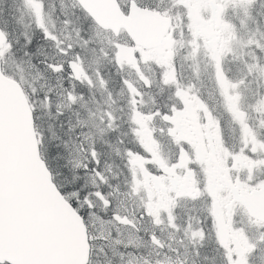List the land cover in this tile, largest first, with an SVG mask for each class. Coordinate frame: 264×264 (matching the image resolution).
Here are the masks:
<instances>
[{"label":"water","instance_id":"95a60500","mask_svg":"<svg viewBox=\"0 0 264 264\" xmlns=\"http://www.w3.org/2000/svg\"><path fill=\"white\" fill-rule=\"evenodd\" d=\"M34 141L24 98L0 73V262L57 264L68 247L65 215L56 212L59 198Z\"/></svg>","mask_w":264,"mask_h":264},{"label":"flooded vegetation","instance_id":"af4514ba","mask_svg":"<svg viewBox=\"0 0 264 264\" xmlns=\"http://www.w3.org/2000/svg\"><path fill=\"white\" fill-rule=\"evenodd\" d=\"M142 87L145 88V91L139 93L140 98H134L132 92L128 91L132 95L131 112L133 113L134 109H138L141 105L152 117L144 121L141 133L138 132L136 135L131 133L127 141L131 154L136 151L141 156L142 169H144L145 174L137 175V170H133L132 173L137 175L135 179L141 182L142 190L150 198L156 196L157 202L166 203L174 200L171 197L164 196L166 192H169L170 195H176L177 199L175 201L178 203V207L175 209V215L185 213L188 214V217L200 221L197 225L198 233L194 235L197 238H209L211 235L218 238L215 234L217 230L214 224V211L207 205L190 204L191 197H188L187 192H185L187 188L209 191L215 196L213 202L216 205L215 211L223 217L227 231L231 233L233 228H236L235 234L239 235L237 232V229H240L238 219L243 214L239 216L235 210L227 205H225L226 210L223 211L220 200H227L231 190L237 194L246 192L243 150L240 149L236 154L229 155L228 150L221 147L216 153L213 144L209 143V149L213 152L214 157L207 154L208 149L204 143L203 132L193 126H183L181 108L176 106L166 108L163 98L157 94L150 97L151 81L149 77H142ZM167 110L170 112H167ZM184 142H190L193 145L198 157L199 172L189 185L184 184L177 174L174 178H171L169 175L162 173L164 155ZM132 179L134 178L132 177ZM147 203V214L138 216L149 219L150 212L155 214L157 210L155 205L149 204V199ZM171 210L172 208L168 205L166 209L167 216L171 215ZM192 221L183 220L182 222L192 226ZM189 230L185 229V231Z\"/></svg>","mask_w":264,"mask_h":264},{"label":"rangeland","instance_id":"374dc122","mask_svg":"<svg viewBox=\"0 0 264 264\" xmlns=\"http://www.w3.org/2000/svg\"><path fill=\"white\" fill-rule=\"evenodd\" d=\"M1 1H4V0H1ZM12 1L13 0H9V3H11V5H12ZM187 1H188V4L190 5V7L188 8V10H187L186 13L189 15V17H192V12L191 11H194L195 9L204 10V8H205L204 5L206 7H209L208 3H209L210 0H187ZM222 1L223 0H218V2H220V3ZM243 1H244V5L247 4V6H248V2L250 0H243ZM232 2H239V0H227L224 3V6L226 8H228L227 5L230 4V3H232ZM0 4H1V2H0ZM245 8H246L245 16L238 14V12H236V11H234V12L239 17L245 19V23H246L248 7H245ZM202 13H204V12L202 11ZM228 16H230V15H228ZM186 19H187V16H184V20H186ZM174 34H179V29H177L176 31H174L173 36H174ZM213 36H214V38H218V42H217L216 45L214 43H212L211 45H208V48L209 49H211V48L213 49L214 48V49L220 50V49H223L226 46V50L229 53H231V52L234 53L237 50V48H238V43L236 42L237 41V36L235 34V31H232V28L229 26V24H228V18H227V24L226 25H224L222 28H219V29H216L215 28ZM188 41L194 43L201 50L205 48V42H203L200 38H197L195 34L194 35L189 34ZM18 52H20V50ZM211 59L213 60V65H215L216 64V61L219 59V55L217 53H213L211 55ZM251 61L252 62H255V59H254L253 54H251ZM19 76L27 84L28 80L25 79V77H23V75L21 73H19ZM263 106H264V103H263ZM263 111H264V109H263ZM71 144H72V147H73V151H75L76 150L75 149V145L72 142H71ZM62 157H64V154L62 155ZM71 176L73 178L72 181L71 180L70 181L69 180L67 181L66 178H63V180H64L63 185L64 186H67L68 184H70L71 187H72L71 188V190L73 192L72 194L75 195V196H79V194H80L79 191L76 188H74V186H73V184H76L77 185L76 179H74V175H71ZM92 217H94V216H92ZM94 218H99V217H94ZM90 220H93V218L90 219ZM93 223L96 224L95 221ZM105 223H108V221H105ZM101 224H104V223H101ZM108 224H110L112 226L113 221L109 220V223ZM261 243H264V238H261Z\"/></svg>","mask_w":264,"mask_h":264},{"label":"snow or ice","instance_id":"6c2138e0","mask_svg":"<svg viewBox=\"0 0 264 264\" xmlns=\"http://www.w3.org/2000/svg\"><path fill=\"white\" fill-rule=\"evenodd\" d=\"M40 27H42V28L44 27L43 22H41ZM44 31H45V36L47 38L50 35V33H48V30L46 28L44 29ZM10 47H11L10 44H7L4 40H0V57H2L4 55V52L7 51ZM50 67L56 68V70L59 71V68H57L56 65H50ZM68 95H69V99L71 101L75 102L76 96L73 95L72 93H69ZM110 126L111 125H109V127ZM74 127L75 126H73V128L70 129V130H74ZM101 131L103 132V129H101ZM65 145L67 146V142H65ZM91 156H92L93 159L96 160V163L99 165V163H100V154L95 149L94 145H93V148H92V151H91ZM85 167H87V165H85ZM96 175L97 176H100L101 178H103V173L100 172V171H98V170L96 171ZM95 195L96 196H100L101 199H104L105 203H107V199L105 197L101 196V193L97 192ZM88 203H91V202L88 201ZM77 211H79V209ZM101 236H103V233H101ZM121 243H123L121 240H119V239H116L115 240V244L118 245V244H121ZM124 246L127 248L129 245L128 244H125ZM137 247H138V245H137ZM103 250L104 249L102 247L101 248V251H103ZM105 255H107V253H105ZM127 255H129V256L133 257V259H135L134 253L129 252V253H127ZM229 255L231 256V254H229ZM119 256H120L119 264H133V259H129L127 261L125 260V258H124L125 257V253L121 252V253H119ZM108 264H112V261L109 260ZM234 264H240V262L237 261V262H234Z\"/></svg>","mask_w":264,"mask_h":264},{"label":"trees","instance_id":"16d2710c","mask_svg":"<svg viewBox=\"0 0 264 264\" xmlns=\"http://www.w3.org/2000/svg\"><path fill=\"white\" fill-rule=\"evenodd\" d=\"M59 144L60 143L57 142H55L54 144L52 143L53 148L55 149L54 155L52 156V160L54 161L56 166L64 167L65 164L63 162V157H62L63 153L60 150ZM65 178L67 179V181L73 180L71 175H67Z\"/></svg>","mask_w":264,"mask_h":264}]
</instances>
